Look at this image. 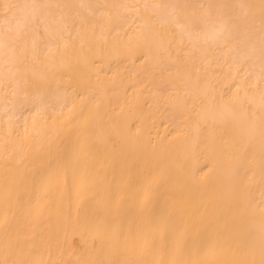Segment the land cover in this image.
Listing matches in <instances>:
<instances>
[{"label": "bare ground", "instance_id": "bare-ground-1", "mask_svg": "<svg viewBox=\"0 0 264 264\" xmlns=\"http://www.w3.org/2000/svg\"><path fill=\"white\" fill-rule=\"evenodd\" d=\"M226 247L264 264V0H0V264Z\"/></svg>", "mask_w": 264, "mask_h": 264}, {"label": "rangeland", "instance_id": "rangeland-1", "mask_svg": "<svg viewBox=\"0 0 264 264\" xmlns=\"http://www.w3.org/2000/svg\"><path fill=\"white\" fill-rule=\"evenodd\" d=\"M226 248H223L221 250H218L221 254L214 253L213 255L209 256L206 259L205 264H237L236 261V249L235 247L229 248V250H226ZM109 264H124L123 261V249L119 248L117 251H111L109 253ZM118 255V258L115 257ZM90 264H95L93 262H90Z\"/></svg>", "mask_w": 264, "mask_h": 264}]
</instances>
